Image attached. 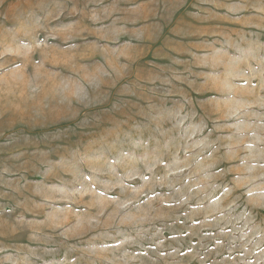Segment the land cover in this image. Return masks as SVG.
Masks as SVG:
<instances>
[{"label": "rangeland", "instance_id": "1", "mask_svg": "<svg viewBox=\"0 0 264 264\" xmlns=\"http://www.w3.org/2000/svg\"><path fill=\"white\" fill-rule=\"evenodd\" d=\"M261 2L0 0V264H264Z\"/></svg>", "mask_w": 264, "mask_h": 264}, {"label": "crops", "instance_id": "2", "mask_svg": "<svg viewBox=\"0 0 264 264\" xmlns=\"http://www.w3.org/2000/svg\"><path fill=\"white\" fill-rule=\"evenodd\" d=\"M256 6H259V7L256 8V7L254 6V7L252 8V9H253V11L251 12L252 14H254V15H258L259 12H254V10L264 12V0H262L261 3L256 4ZM263 17H264V16H263ZM262 51H264V50H262ZM256 97H257V95H256Z\"/></svg>", "mask_w": 264, "mask_h": 264}]
</instances>
